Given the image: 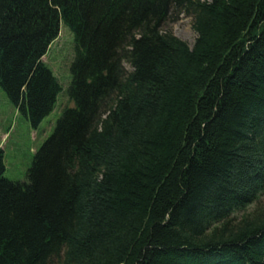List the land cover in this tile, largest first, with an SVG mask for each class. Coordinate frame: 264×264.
<instances>
[{
    "label": "trees",
    "instance_id": "trees-1",
    "mask_svg": "<svg viewBox=\"0 0 264 264\" xmlns=\"http://www.w3.org/2000/svg\"><path fill=\"white\" fill-rule=\"evenodd\" d=\"M61 22L74 105L25 181L0 144V264H264V0H0V87L32 128Z\"/></svg>",
    "mask_w": 264,
    "mask_h": 264
},
{
    "label": "rangeland",
    "instance_id": "rangeland-1",
    "mask_svg": "<svg viewBox=\"0 0 264 264\" xmlns=\"http://www.w3.org/2000/svg\"><path fill=\"white\" fill-rule=\"evenodd\" d=\"M173 18V19H172ZM193 46L197 33L193 27V18L184 14L171 17L163 26ZM75 57L74 35L61 22L60 34L52 43L43 60L53 70L62 90L53 111L41 122L38 128H32L29 121L9 101L0 87V144L4 151L6 166L5 177L13 181H25L36 152L53 134L59 118L67 107H73L68 94L72 82L71 66ZM126 67L131 70L128 64Z\"/></svg>",
    "mask_w": 264,
    "mask_h": 264
}]
</instances>
